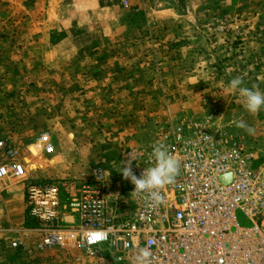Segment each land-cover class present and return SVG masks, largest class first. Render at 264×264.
<instances>
[{
	"label": "rangeland",
	"instance_id": "1",
	"mask_svg": "<svg viewBox=\"0 0 264 264\" xmlns=\"http://www.w3.org/2000/svg\"><path fill=\"white\" fill-rule=\"evenodd\" d=\"M236 76L264 92V0H0V140L22 151L33 182L59 187L63 206L94 185L96 171L109 213L129 215L123 165L133 168L171 127L195 122L264 172V108L251 114L228 90ZM43 133L51 156L35 149ZM1 186L0 264L117 263L108 251L94 258L76 246L70 213L64 222L75 233L36 251L37 235L25 233L36 223L26 213L20 221L23 185ZM14 241L24 246L13 250Z\"/></svg>",
	"mask_w": 264,
	"mask_h": 264
},
{
	"label": "built area",
	"instance_id": "2",
	"mask_svg": "<svg viewBox=\"0 0 264 264\" xmlns=\"http://www.w3.org/2000/svg\"><path fill=\"white\" fill-rule=\"evenodd\" d=\"M156 141L179 160V174L160 191L158 204L131 196L134 212L125 218L109 213L102 174L94 171V185H84L80 197L63 206L59 187L33 182L22 151L4 140L0 190L6 181L23 185L26 214L38 227L25 233L37 235L38 252L60 246L75 233L65 226L70 213L79 222L76 246L94 258L108 251L118 258L116 264H132L133 250L145 247L151 264H264V172L254 170L252 155L203 122L171 127ZM154 142L135 157L132 169L138 177L154 166ZM35 149L45 156L54 153L49 133L38 137ZM238 214L247 226L240 225Z\"/></svg>",
	"mask_w": 264,
	"mask_h": 264
},
{
	"label": "clouds",
	"instance_id": "3",
	"mask_svg": "<svg viewBox=\"0 0 264 264\" xmlns=\"http://www.w3.org/2000/svg\"><path fill=\"white\" fill-rule=\"evenodd\" d=\"M227 88L239 93L249 113L255 114L264 108V92H261L255 85L251 89L244 87L241 76L231 79ZM235 125L249 135H253L255 132V129L243 120H236ZM152 149L151 157L155 162L154 166L144 170L138 177L134 173L131 163L126 162L121 168V174L125 180H129L134 185V191L130 194L132 197L146 196L158 204L161 200L160 191L175 182L179 174L180 162L159 141L153 143ZM151 255L152 253L147 247L134 249L132 264H151Z\"/></svg>",
	"mask_w": 264,
	"mask_h": 264
},
{
	"label": "crops",
	"instance_id": "4",
	"mask_svg": "<svg viewBox=\"0 0 264 264\" xmlns=\"http://www.w3.org/2000/svg\"><path fill=\"white\" fill-rule=\"evenodd\" d=\"M5 193L4 194H2V196L0 197V198H2V199H4L3 197H5ZM18 196V200H19V204H20V207H21V209H20V211H19V215H20V221L22 222V220H23V216H24V214L26 213V209H25V198H24V195L22 196V194H20V192H19V194L17 195ZM24 207V208H23ZM134 211H131L130 212V214H132ZM129 214V215H130ZM128 215H126V216H123L122 218H125V217H127Z\"/></svg>",
	"mask_w": 264,
	"mask_h": 264
},
{
	"label": "snow or ice",
	"instance_id": "5",
	"mask_svg": "<svg viewBox=\"0 0 264 264\" xmlns=\"http://www.w3.org/2000/svg\"><path fill=\"white\" fill-rule=\"evenodd\" d=\"M95 239L99 240V239H100V237H99V236H97V237H95Z\"/></svg>",
	"mask_w": 264,
	"mask_h": 264
},
{
	"label": "bare ground",
	"instance_id": "6",
	"mask_svg": "<svg viewBox=\"0 0 264 264\" xmlns=\"http://www.w3.org/2000/svg\"><path fill=\"white\" fill-rule=\"evenodd\" d=\"M32 168H33V169H37V167H36V166H33Z\"/></svg>",
	"mask_w": 264,
	"mask_h": 264
}]
</instances>
